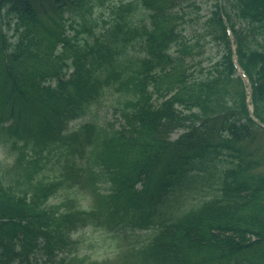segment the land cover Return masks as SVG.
Wrapping results in <instances>:
<instances>
[{"label": "trees", "instance_id": "trees-1", "mask_svg": "<svg viewBox=\"0 0 264 264\" xmlns=\"http://www.w3.org/2000/svg\"><path fill=\"white\" fill-rule=\"evenodd\" d=\"M200 1L0 2V264H264V0Z\"/></svg>", "mask_w": 264, "mask_h": 264}, {"label": "rangeland", "instance_id": "rangeland-1", "mask_svg": "<svg viewBox=\"0 0 264 264\" xmlns=\"http://www.w3.org/2000/svg\"><path fill=\"white\" fill-rule=\"evenodd\" d=\"M199 8H196V14L194 18L200 16V19L195 24L196 20L193 23H189L187 26V33L189 35H194L195 32L201 31V24L209 18L212 11V3H207L205 0H201L199 2ZM245 27V24L242 22H238L236 28L242 29ZM236 48V47H235ZM235 50V49H233ZM218 54V51L215 48H206L205 58H215ZM111 109L109 106H103L100 111L94 112L92 115L90 114L89 118L91 121L95 120L97 122H101L105 115L108 116V119L113 120L112 110L107 113L106 110ZM263 128V127H262ZM183 132H179L173 136V139H177ZM255 143L253 145V152L257 153L259 156L264 155V132L261 130L257 131V135L255 134ZM1 153V152H0ZM2 157H0L1 159ZM102 184L103 190L105 189ZM108 235L103 234L101 230L94 231L92 228L88 227L84 230H81L73 235V239L76 240V244H74V252L80 253L82 255H88L92 259H103L106 257H111L114 255L115 244L107 241ZM62 258L60 254L58 256V260Z\"/></svg>", "mask_w": 264, "mask_h": 264}, {"label": "water", "instance_id": "water-1", "mask_svg": "<svg viewBox=\"0 0 264 264\" xmlns=\"http://www.w3.org/2000/svg\"><path fill=\"white\" fill-rule=\"evenodd\" d=\"M1 1H4V0H0V2H1ZM236 64H238V63L236 62ZM238 68H239V66H238ZM239 70H240V74H241V76L244 78L245 83H246V84L248 85V87H249V93H250V95H252L251 84H250L249 79L245 76V74H244V72H243L242 69L239 68ZM250 101H252V96H250V98H249V102H250ZM260 125L264 128V125H263V124H260Z\"/></svg>", "mask_w": 264, "mask_h": 264}]
</instances>
